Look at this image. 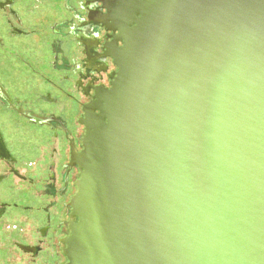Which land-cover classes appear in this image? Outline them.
<instances>
[{"label": "water", "instance_id": "1", "mask_svg": "<svg viewBox=\"0 0 264 264\" xmlns=\"http://www.w3.org/2000/svg\"><path fill=\"white\" fill-rule=\"evenodd\" d=\"M105 2L64 264H264V0Z\"/></svg>", "mask_w": 264, "mask_h": 264}, {"label": "flooded vegetation", "instance_id": "2", "mask_svg": "<svg viewBox=\"0 0 264 264\" xmlns=\"http://www.w3.org/2000/svg\"><path fill=\"white\" fill-rule=\"evenodd\" d=\"M105 1V6L112 9L117 8L115 3L119 0ZM35 2L34 7L38 8L40 0ZM100 4L93 1L89 7ZM77 8H82L81 3ZM77 18L74 27L71 29L69 26L68 30L74 35L75 44L81 47L79 53L83 57L72 58L70 62L73 65L70 68L63 57L61 60L59 58L61 41L47 44L49 51L59 55L55 54L56 61H45L42 57L46 55L45 49L41 50L37 44V53L40 54H37L38 63L34 60L33 63L22 62L37 76L34 87L40 93L50 85L62 95L57 94L52 99L49 92H43L38 98L42 104L36 110H21L20 102H27L25 95L16 94V100L3 95L6 107L30 122L31 130L35 127L38 137L25 143L28 152L23 147L22 153L16 154L17 127L15 131V124L9 126L6 123V127L11 130L9 137L7 134L4 136L0 127V264L66 262L61 239L68 232V203L79 177L78 166L70 162L71 151H80L82 148L84 129L79 117L83 114V104L92 98V87L99 84L109 87L110 75L116 71L112 59L103 55L102 48L105 41L112 40L107 38L111 32L106 31L101 24L90 25L82 17ZM80 30L85 31V38L93 37L81 39ZM118 45L121 43L118 42ZM10 50L17 56L16 50L21 49L12 47ZM44 73H51L53 77ZM81 79H86L83 84ZM59 83H63V86ZM68 86L71 88L68 89ZM0 87L3 88L2 85ZM6 93H9L8 89ZM25 154L29 156L28 159L24 158ZM15 199H21V202Z\"/></svg>", "mask_w": 264, "mask_h": 264}, {"label": "rangeland", "instance_id": "3", "mask_svg": "<svg viewBox=\"0 0 264 264\" xmlns=\"http://www.w3.org/2000/svg\"><path fill=\"white\" fill-rule=\"evenodd\" d=\"M67 1L73 7V10L80 11L81 8H77V5L80 3L82 8H85V0H40L38 8L34 7L36 4L35 0H0V84L3 87H0V127L2 128V133L5 137L6 134L8 137V134H11V130L6 127V123L9 126H11V123L15 124V131L17 127L18 130L16 135L18 141L17 145L15 146L17 149L15 151L16 154H21L23 147H25V151L28 152V146L25 145V143L31 142L33 137H38L36 136L38 132L33 126V130H31L30 122H28L25 118L20 116L18 113H13L6 107L3 102V95H5L7 98L12 96L13 100H16V94H18V96L25 95L27 102H20L21 110H23L40 107L42 102H40L38 98L43 95V92H49V97L52 99H54L55 95H62V93H57V90L50 87V85L47 83L46 84L48 85V88L44 89V91L40 93L41 91L34 87L37 76L34 75L29 70V68L22 63L23 60H25L26 64L33 63V59L30 57V52L28 50H16V56L11 52L9 43L12 40L11 38H13L14 42H18L20 40V38L17 36L16 28L25 32L36 31V34H33V36H36L33 42L38 43L41 50L45 49L46 55H43L42 57L45 59V61L51 62L52 59L56 61V55L53 54V51L51 55H49L46 51V46L42 44V42L47 44L48 42L51 43L52 41H61L63 45H60L61 51L59 57L60 60L63 57L66 60L67 65L70 64L68 65L70 68V66L73 65V63L70 62L71 59L75 57H83V55L79 53V49L81 47L75 44L76 41L74 35L68 30L70 24L74 23V21L72 10H69L66 7ZM9 8H11V11L17 14V22L15 20V16L14 18L12 17ZM76 13H81L80 16L82 19H86V12L83 9L81 12ZM19 20L21 21V25L18 24ZM56 23L59 24V35L54 34L51 31L53 29V25L55 26ZM12 24L16 28L11 30ZM5 43L7 45H5ZM45 75L48 77L52 76L51 73ZM85 80L86 79H81V84H83ZM71 83L72 82L70 81V84ZM59 84L63 86V83ZM71 87L68 86V89ZM7 89L9 91L8 94L6 93ZM56 101H58V99ZM36 112L38 111H35V113ZM24 158L28 159L29 156L25 154ZM16 200L18 199H15V201ZM18 202H21V199H19Z\"/></svg>", "mask_w": 264, "mask_h": 264}, {"label": "crops", "instance_id": "4", "mask_svg": "<svg viewBox=\"0 0 264 264\" xmlns=\"http://www.w3.org/2000/svg\"><path fill=\"white\" fill-rule=\"evenodd\" d=\"M66 7H67V9H69V10H72V12H73V21L75 22V19H78L77 17H80V14L79 13H76V12H80L79 10L77 11V10H73V7L70 5V3L67 1L66 2ZM9 10L11 11V8H9ZM11 14H12V17L14 18V16H15V20H16V22H17V14H15V12H13V11H11ZM79 14V15H78ZM66 22H68V21H66ZM18 24L19 25H21V21L19 20L18 21ZM74 23H72V24H70V26H71V29L74 27ZM13 28H16V27H14V25L12 24V28H11V30L13 29ZM70 28V27H69ZM16 31H17V36H18V38H20V40L18 41V42H14L13 41V38H11L12 40L10 41V43H9V45L11 46V48L12 47H19L21 50H28L29 52H30V54L32 55L31 57H32V59L36 62V63H38V57H37V54H39V53H37V44L38 43H36V42H33V40H34V38L36 37V36H33V34H36V31H29V32H25V31H22V30H19V29H17L16 28ZM52 31V33H54V34H57V35H59V24H55V26L53 25V29L51 30ZM70 32V31H69ZM80 36V35H79ZM80 37H82V36H80ZM92 36H88V37H86L85 38V36L84 37H82L81 39H86V40H88L89 38H91ZM16 39V38H15ZM86 40H84L85 42H86ZM32 43H35V44H32ZM42 44H44L46 47V51L49 53V55H51V53H52V51L50 52L49 51V48H48V43L47 44H45V43H43L42 42ZM60 44H62L63 45V43H61L60 42ZM5 45H7L6 43H5ZM39 45V44H38ZM60 50V49H59ZM40 52V51H39ZM63 53V52H62ZM53 54H56V52L55 51H53ZM58 54H60V51L58 52ZM40 55V54H39ZM57 55V54H56ZM33 56H34V58H33ZM57 56H59V55H57ZM60 58V57H59ZM59 58L57 57V60L59 61ZM64 59V58H63ZM65 60V59H64ZM65 62H66V60H65ZM53 73V72H52ZM51 77H53V74H52V76ZM36 79H37V77H36Z\"/></svg>", "mask_w": 264, "mask_h": 264}]
</instances>
